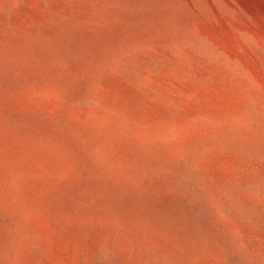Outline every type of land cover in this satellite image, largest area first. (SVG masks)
I'll use <instances>...</instances> for the list:
<instances>
[{"label": "rangeland", "instance_id": "1", "mask_svg": "<svg viewBox=\"0 0 264 264\" xmlns=\"http://www.w3.org/2000/svg\"><path fill=\"white\" fill-rule=\"evenodd\" d=\"M0 264H264V0H0Z\"/></svg>", "mask_w": 264, "mask_h": 264}]
</instances>
